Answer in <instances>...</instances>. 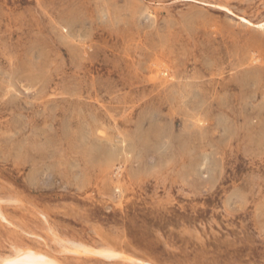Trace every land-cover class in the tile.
<instances>
[{
    "label": "rangeland",
    "instance_id": "obj_1",
    "mask_svg": "<svg viewBox=\"0 0 264 264\" xmlns=\"http://www.w3.org/2000/svg\"><path fill=\"white\" fill-rule=\"evenodd\" d=\"M27 249L264 264V0H0V263Z\"/></svg>",
    "mask_w": 264,
    "mask_h": 264
},
{
    "label": "bare ground",
    "instance_id": "obj_2",
    "mask_svg": "<svg viewBox=\"0 0 264 264\" xmlns=\"http://www.w3.org/2000/svg\"><path fill=\"white\" fill-rule=\"evenodd\" d=\"M80 244V243H79ZM81 249H85L89 254L94 253L104 257H113L117 256L118 253L113 249L104 248V249H95L92 247H87L84 244H80ZM14 258L11 259H3L0 264H12V263H20V262H28L30 264H65L60 262L55 257L49 256L45 253L38 252L34 249L27 250H19L16 251Z\"/></svg>",
    "mask_w": 264,
    "mask_h": 264
}]
</instances>
